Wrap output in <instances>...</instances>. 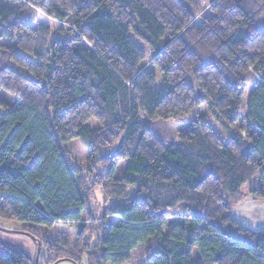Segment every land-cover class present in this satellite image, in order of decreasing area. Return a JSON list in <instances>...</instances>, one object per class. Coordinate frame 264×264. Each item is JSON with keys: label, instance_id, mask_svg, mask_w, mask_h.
Here are the masks:
<instances>
[{"label": "trees", "instance_id": "16d2710c", "mask_svg": "<svg viewBox=\"0 0 264 264\" xmlns=\"http://www.w3.org/2000/svg\"><path fill=\"white\" fill-rule=\"evenodd\" d=\"M9 1L0 219L36 241L44 264H122L140 248L146 264H264V230L231 215L245 195L264 199V0ZM36 10L63 25L32 23ZM200 105L221 133L204 118L175 136L165 127ZM75 138L85 165L66 150ZM54 224H74V237L42 240L37 227ZM26 259L0 243V264Z\"/></svg>", "mask_w": 264, "mask_h": 264}, {"label": "rangeland", "instance_id": "374dc122", "mask_svg": "<svg viewBox=\"0 0 264 264\" xmlns=\"http://www.w3.org/2000/svg\"><path fill=\"white\" fill-rule=\"evenodd\" d=\"M6 3H8L10 6H17L16 2H10L9 0H5ZM205 6V4H204ZM203 6V7H204ZM32 18V23L36 24H42L45 26H48L55 30L58 26L60 27L61 24L60 22H57L56 20H53L51 18H47V16L42 15L38 10H36L33 15H31ZM141 48H143L146 52V58L142 64V66L145 68H150V60L154 56L153 52L148 50L143 44L137 43ZM254 83L250 80L247 82V89H246V97L248 96L250 90L254 87ZM245 97V99H246ZM242 115L245 114V103L241 108ZM142 121H149L146 116L141 115L140 116ZM198 118H204L210 122L211 127L218 133H221L222 129L220 126L213 120V118L210 117V114L207 111V108L205 105H200L187 116L182 122L181 121H175V120H168L165 122V127H167L174 136L183 130L189 122H191L194 119ZM241 123L245 124L246 121L240 120ZM228 137L225 138L227 140ZM66 150L71 154V156L74 158L75 161H77L80 165H85L86 163V158L88 154L87 147L85 143L82 141L81 138H75L67 142L65 145ZM125 166V160H121L118 163V166L115 169V175L120 176L123 172V168ZM258 178L257 176L252 177L248 181H246L241 189L243 191L249 190L251 187H254L255 185L258 184ZM95 194V200L89 202V207L91 206V209H97L99 214H101V210L104 206L103 199L99 193H94ZM83 221H85V217H83ZM115 219L116 218H111ZM87 223V222H86ZM90 223V222H89ZM77 225V224H76ZM19 224L2 220L0 219V243L3 244L4 246L16 251V252H22L26 255V264H35L36 263V256H37V243L36 241L28 234L24 232H19ZM74 224H54L51 228H47L45 226H38L37 227V234L38 236L43 240L47 239H56V236H63L67 238H73L75 231H74ZM144 248V247H143ZM43 256V257H42ZM45 257V251L41 249L38 259H37V264H44L43 259ZM57 264H74L71 261L68 260H63L58 262ZM80 264H88L87 263V256L83 255ZM109 264V263H108ZM122 264H146L145 261V251L140 248L137 250L135 253L132 254L130 261L122 263Z\"/></svg>", "mask_w": 264, "mask_h": 264}, {"label": "crops", "instance_id": "0c3cea01", "mask_svg": "<svg viewBox=\"0 0 264 264\" xmlns=\"http://www.w3.org/2000/svg\"><path fill=\"white\" fill-rule=\"evenodd\" d=\"M231 215L234 220L251 230H264V199L245 195L233 207Z\"/></svg>", "mask_w": 264, "mask_h": 264}, {"label": "water", "instance_id": "95a60500", "mask_svg": "<svg viewBox=\"0 0 264 264\" xmlns=\"http://www.w3.org/2000/svg\"><path fill=\"white\" fill-rule=\"evenodd\" d=\"M19 232H21V231H19ZM38 254H39V247H37V256H36V263H37V259H38ZM35 263V264H36ZM57 262H55V263H53V264H56Z\"/></svg>", "mask_w": 264, "mask_h": 264}]
</instances>
